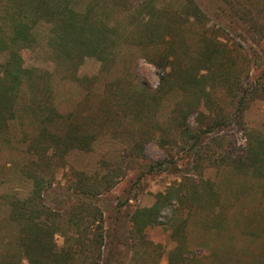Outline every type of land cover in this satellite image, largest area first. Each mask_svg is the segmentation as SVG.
<instances>
[{
    "label": "rangeland",
    "instance_id": "1",
    "mask_svg": "<svg viewBox=\"0 0 264 264\" xmlns=\"http://www.w3.org/2000/svg\"><path fill=\"white\" fill-rule=\"evenodd\" d=\"M61 1L77 11L78 25L85 18L97 28L93 36L68 38L65 49L57 17L29 13L35 22L32 44L16 48L24 67L39 76V87L25 85L17 116L0 135V264H30L5 198L12 193L26 198L34 185L31 175L39 173L46 206L68 208L79 171L107 174L116 183L99 200L105 210V263L169 264L170 252L181 246L186 260L172 264H264V168L257 174L248 160L254 140L264 141V101H251L240 120L224 80L226 68H219L228 64L229 51L236 61L231 69L239 76L234 90L255 87L252 77L264 75V0H192L202 10L195 24L193 16L188 23L189 0ZM17 3L0 0V38L11 35L10 22L2 26V17L10 19ZM206 36L218 40L216 49L224 55L212 66L217 81L207 84L205 117H198L197 109L191 113L193 136L209 144L198 154V144L184 143L177 124L180 106L191 97L176 81L160 91L163 72L148 59L167 53L171 76L178 67L202 75L205 69L193 66L200 37ZM87 41L102 43L97 53H88ZM6 59L0 55V63ZM50 109L56 113L53 121ZM220 119V128L209 132L207 123ZM157 162H163L162 169L149 173ZM208 181L215 183L212 191ZM168 192L159 224L146 231L145 241L136 234L132 238L134 212L152 207L158 194ZM73 233L56 236L57 245H72ZM77 259L73 263L82 264L83 257Z\"/></svg>",
    "mask_w": 264,
    "mask_h": 264
},
{
    "label": "trees",
    "instance_id": "2",
    "mask_svg": "<svg viewBox=\"0 0 264 264\" xmlns=\"http://www.w3.org/2000/svg\"><path fill=\"white\" fill-rule=\"evenodd\" d=\"M17 2V10L9 12L11 16H9L10 19L5 16V18L2 17L5 22L2 26H6V21L10 22L11 35L8 37V40L0 38V55L4 53L7 54L6 61L0 63V135L6 133L9 126L8 122L16 118L17 114H15V108L25 85L29 84L33 89L39 87V76L36 75L33 69L24 67L23 55L16 48L19 44L22 45L23 48L32 44L35 22L31 20L29 13L31 12L33 16H38V18L40 14L52 18L56 16V21L58 22L56 30L58 34L61 35L63 41H65L63 45L65 49H68L70 46L68 38L71 40V38H75V35L87 32H90L93 36L97 28L96 24L89 23L91 20L85 18L84 20L86 22L84 25H78L80 19L77 11L68 6L63 7L61 0L58 1L59 3H55L53 0H17ZM194 3V1L189 0L186 4L188 6L185 8L189 10L188 23L191 22V17L193 16L191 24H193V22L195 24L197 16L202 13L199 6ZM151 6L153 5L149 4L147 8H152ZM242 7L243 3L241 2L240 11L242 14H240L241 18L245 20L247 16L242 10ZM161 11L162 10H159V12ZM172 30L176 32L175 37L180 40L181 37L179 38L180 34L177 31V27H172ZM143 34L147 37L146 35L149 34L147 29H144ZM1 36L4 37L5 34L4 36L1 34ZM79 41H81V37L74 42ZM200 43L202 44V49L199 51L193 68L198 70L202 67L205 69L206 73L202 75H197L190 69L186 70L185 68L178 67L176 72L173 73L175 75L171 76V73H169L170 67L168 66L171 61H169L170 57L167 53H160L148 59L163 72L160 91H164L166 86L170 85L172 81H176V83L180 82L182 90L186 92V95L191 97L188 102H185L183 107L180 106L177 124H179L178 127L181 128L180 130L183 133L184 143L190 142V147L193 148L198 144V154L203 153L209 144H204L203 140H200L199 137L193 136L196 134H194V130L189 125L191 113L193 109H197L199 110L198 117H205L204 114L206 110L202 105L203 100L210 99L209 92L206 90L207 84L211 81L213 83L217 81V72L215 71V73H213L212 66L219 64L220 59L223 60L222 57L224 55L223 52L216 49V44L220 45V43L213 37H200ZM85 44L88 45V53L95 54L98 52L97 50L102 43L100 44L99 41H87L84 45ZM148 44L150 43L148 42ZM224 57L225 60L228 61V64L220 65L219 68H226L224 70V80L235 102L236 111L234 114L241 120L245 113L244 110L248 108V104L251 101H264V75L261 74L259 77H252L253 83L256 82L255 87L252 86L246 90H242L241 88L234 90V88L239 85V82H237L239 76L234 72L236 70L231 69V65L236 61L229 56V51ZM141 91L144 92L143 90ZM234 114L231 118L234 117ZM55 116L56 113L54 109H50V114L48 115L50 120L53 121ZM221 123H224L223 119L207 123L206 128L209 132L218 130L220 128L219 124ZM191 140L194 142L191 143ZM254 141L255 142L250 148L251 156L248 157V160L253 168L256 169L255 173L259 174L260 169L264 168V141L258 139ZM203 144L204 146L201 147ZM65 146L69 145L65 143ZM163 165V162L152 164L148 167V172L153 173L156 170L162 169ZM19 171L21 174H24L23 171L25 170L19 169ZM75 174L80 181L76 183V188L73 192L67 196V201L75 200L70 203L71 206L68 208L62 209L60 207L46 206V188L42 179L44 176L39 175V173L31 175L34 185L26 198L20 197L18 193L9 194L5 198L9 202L10 223L19 227V241L25 252V258L30 264H75L73 262L78 260L77 258L79 257H83L84 263L82 262V264H87V254H91V263L89 264H108L107 262L105 263L103 258L106 238L105 210L100 207L99 200L100 197L108 195L116 183L114 182V178H111L107 174L96 173L89 175L80 171ZM208 184L209 190L212 191L215 183L208 181ZM170 192L158 194L157 200L152 207L138 209L134 212L131 217L132 238L135 237L136 234L141 240L145 241L144 236L146 231L159 224L161 213L166 206H169L167 195H169ZM197 193L198 191H196V194ZM193 200L195 201V199ZM67 201L64 199V202ZM179 202L182 203L181 197H179ZM194 205L195 202L192 203V206ZM65 220H67L66 223L68 228L64 226L63 221ZM187 222L188 220L184 221L186 224ZM72 230L74 231L71 239L73 240L72 245L68 248L59 247L55 240L56 236H68L67 232L72 233ZM168 260L169 264L177 260L185 261L186 257L183 248L181 246H176V248L170 252Z\"/></svg>",
    "mask_w": 264,
    "mask_h": 264
}]
</instances>
